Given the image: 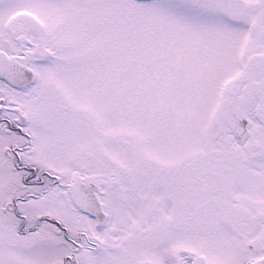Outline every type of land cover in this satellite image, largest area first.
Returning a JSON list of instances; mask_svg holds the SVG:
<instances>
[{"label":"snow or ice","instance_id":"snow-or-ice-1","mask_svg":"<svg viewBox=\"0 0 264 264\" xmlns=\"http://www.w3.org/2000/svg\"><path fill=\"white\" fill-rule=\"evenodd\" d=\"M0 264H264V0H0Z\"/></svg>","mask_w":264,"mask_h":264}]
</instances>
